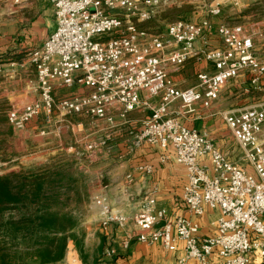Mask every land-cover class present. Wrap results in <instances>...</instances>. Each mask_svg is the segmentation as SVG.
Masks as SVG:
<instances>
[{"label": "built area", "instance_id": "built-area-1", "mask_svg": "<svg viewBox=\"0 0 264 264\" xmlns=\"http://www.w3.org/2000/svg\"><path fill=\"white\" fill-rule=\"evenodd\" d=\"M181 1L51 0L56 29L42 46L28 53L36 70L39 98L13 107L7 118L17 129L41 114L48 123L55 115L60 119L80 115L115 128L114 110L120 121H126L132 111L150 110L142 126L131 130L128 147L174 149L187 172L183 200L190 215L172 217L158 207L156 190L145 196L132 216L117 212L105 194H98L92 206L99 210L101 227L117 224L124 228L132 222L138 230L137 241L160 243L167 250L182 241L185 253L177 264H264V104L221 112L240 149L238 161L230 160L208 133L183 124L172 110L175 103L184 113L195 112L199 103L210 108L227 84L244 73L259 87L264 77V50L256 48L255 33L243 24L222 23L215 30L222 46L203 52L213 71L198 72L197 84L180 88L170 71L198 54L196 42L213 31L211 21L178 19L159 34L139 25ZM231 1L238 8L247 4L246 0ZM221 6L216 1L209 13L220 15ZM63 88L87 91L59 97L57 91ZM153 97L160 101L153 103ZM109 139L89 141L86 152H101ZM138 169L153 172L148 164ZM128 181H133L132 175ZM207 209L219 211L212 222L216 228L212 235H202L196 220ZM212 255L219 261H212ZM79 262L72 257L66 264Z\"/></svg>", "mask_w": 264, "mask_h": 264}, {"label": "crops", "instance_id": "crops-1", "mask_svg": "<svg viewBox=\"0 0 264 264\" xmlns=\"http://www.w3.org/2000/svg\"><path fill=\"white\" fill-rule=\"evenodd\" d=\"M217 1L222 3L221 14L209 17L213 31L206 32L205 37L196 42L198 54L189 58L183 66L195 60L196 74L213 71V65L204 58L203 52L220 47L221 40L215 30L222 23L243 22L241 24L248 31L255 33L256 48L264 50V0H246V7L240 8L231 0ZM186 15L189 13L186 12ZM56 26L51 0H20L19 3L0 0V65L3 68L0 75V159L10 162L21 154L32 152L38 155L40 161L63 155L87 159L95 157L98 160L91 169L102 180L97 195L105 194L117 212L132 216L145 196L156 190L158 207L167 209L172 217L189 216L183 200L187 172L185 166L177 161L174 149L164 150L149 145L137 149L128 147L131 130L142 126V122L149 117L150 110L132 111L126 121H120L118 111L114 110L112 115L118 123L115 128H109L103 120L80 115L63 119L55 115L52 123H48L46 115L41 114L22 129L9 123L7 112L10 109L23 107L39 98L36 70L29 61L28 53L31 49L42 46ZM172 79L180 88H187L184 79L177 76ZM76 91L86 92L87 89L63 88L57 91V95L66 97ZM260 93L263 95L259 96ZM141 94L145 96L144 91ZM228 99L232 103L226 108L224 105ZM151 101L156 104L160 98L153 97ZM263 104L264 77L260 86L254 87L250 76L244 73L227 84L210 108L199 103L195 112L184 113L179 104L175 103L172 110H176L174 115L179 116L187 127L211 134L217 147L230 160L238 161L240 149L223 118H219L222 117L219 113ZM218 115L220 116L217 117ZM107 136L111 137L110 147L106 146L94 155L86 152L89 141ZM18 145L20 149L15 151ZM146 164L153 167L152 173H144L138 169ZM128 175L133 176L132 182L128 181ZM92 205L91 201L85 207L91 208ZM91 209L87 210L81 222L87 264H94L95 260L96 264H177L185 253L182 241H178L173 250H167L160 243L148 245L137 241L138 230L132 222L124 228L117 224L103 228L100 225L99 210L94 206ZM218 215L219 211L207 209L203 216L196 218L201 225L202 235L215 233L216 228L212 222ZM72 257L77 258L79 264H84L75 242L70 240L65 258L57 264H66ZM210 259L219 261L217 255H212Z\"/></svg>", "mask_w": 264, "mask_h": 264}, {"label": "trees", "instance_id": "trees-1", "mask_svg": "<svg viewBox=\"0 0 264 264\" xmlns=\"http://www.w3.org/2000/svg\"><path fill=\"white\" fill-rule=\"evenodd\" d=\"M77 163L55 156L0 175V264H57L70 240L87 264L80 210L89 193Z\"/></svg>", "mask_w": 264, "mask_h": 264}, {"label": "rangeland", "instance_id": "rangeland-1", "mask_svg": "<svg viewBox=\"0 0 264 264\" xmlns=\"http://www.w3.org/2000/svg\"><path fill=\"white\" fill-rule=\"evenodd\" d=\"M217 0H182L177 5L172 6L171 8L165 9L164 11L158 13L154 18L151 20L141 23L139 25L140 28L147 30L151 33L159 34L163 33L166 30L167 25L175 20L178 19H185L190 21H201L203 19H209L212 15L209 13V9L211 8V5H213ZM186 12L189 13V15H186ZM259 12L260 9H259ZM188 18V19H187ZM243 23V22H240ZM258 34V33H257ZM256 34V36H257ZM221 40V39H220ZM219 46H222V41ZM263 51V50H262ZM195 60L188 63L185 67H181L180 69H171L170 75L177 76L181 78L182 80H185V83L187 84L186 87L194 86L198 83L197 80V74L194 73V70L197 65H195ZM263 94H259V96H262ZM258 96V95H256ZM231 100L228 99L224 105V107H229V104H231ZM221 115V113H219ZM218 115L217 117H219ZM223 118V117H219ZM224 120V119H223ZM211 135V134H209ZM110 139L108 140L107 146L110 147ZM79 144V143H78ZM77 144V145H78ZM20 146H16L15 151L19 150ZM21 154L18 158H16L13 161H5L4 159H0V175L8 173L12 170H18L21 168V165H28L30 163H43L46 161L39 160L38 155L33 154ZM64 158H70L72 160L77 161L78 168L82 170L86 174V182H87V191L89 193L88 200L85 204L89 205L91 201L93 200V197L97 195V192H99L101 186H102V180L101 176L96 172H94L91 168L94 162L98 159L94 158H84V157H70L69 155H63ZM90 170V171H89ZM89 172V173H88ZM85 204L82 206L80 210V216L83 219L86 216L87 210H92L90 207H85Z\"/></svg>", "mask_w": 264, "mask_h": 264}]
</instances>
